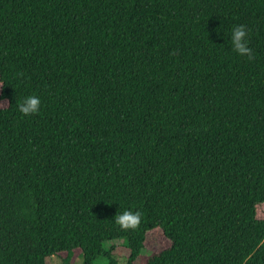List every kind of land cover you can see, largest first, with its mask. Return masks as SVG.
Returning <instances> with one entry per match:
<instances>
[{
	"label": "trees",
	"instance_id": "trees-1",
	"mask_svg": "<svg viewBox=\"0 0 264 264\" xmlns=\"http://www.w3.org/2000/svg\"><path fill=\"white\" fill-rule=\"evenodd\" d=\"M0 100V264H264V0H0Z\"/></svg>",
	"mask_w": 264,
	"mask_h": 264
},
{
	"label": "clouds",
	"instance_id": "clouds-1",
	"mask_svg": "<svg viewBox=\"0 0 264 264\" xmlns=\"http://www.w3.org/2000/svg\"><path fill=\"white\" fill-rule=\"evenodd\" d=\"M247 30L244 25L234 26L231 30V46L239 55H247L249 59L252 57V50L247 46ZM40 99L38 96L29 95L23 98L18 105L19 111L25 116L38 112L40 107ZM139 213L132 211H124L116 217L117 223L122 227H134L139 222Z\"/></svg>",
	"mask_w": 264,
	"mask_h": 264
},
{
	"label": "rangeland",
	"instance_id": "rangeland-1",
	"mask_svg": "<svg viewBox=\"0 0 264 264\" xmlns=\"http://www.w3.org/2000/svg\"><path fill=\"white\" fill-rule=\"evenodd\" d=\"M0 104L3 106L7 105L6 100H0ZM171 244V241L165 234L163 233L161 228H156L147 233L145 247L141 252V255L136 261V264H145V260L147 257L153 253L161 251L165 248H167ZM112 245H115L116 248L114 250V253L116 257L119 260V264H125L127 260V256L129 254V251L125 248L123 239H116L113 241L106 242V247H111ZM82 258H78L76 260V264H81ZM107 259L105 257H100L96 264H107ZM62 260L58 256H53L51 260V264H61Z\"/></svg>",
	"mask_w": 264,
	"mask_h": 264
}]
</instances>
